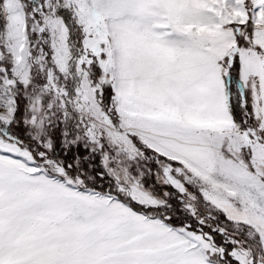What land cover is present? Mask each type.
Returning <instances> with one entry per match:
<instances>
[{
	"label": "snow or ice",
	"instance_id": "6c2138e0",
	"mask_svg": "<svg viewBox=\"0 0 264 264\" xmlns=\"http://www.w3.org/2000/svg\"><path fill=\"white\" fill-rule=\"evenodd\" d=\"M0 264H264V0H0Z\"/></svg>",
	"mask_w": 264,
	"mask_h": 264
}]
</instances>
